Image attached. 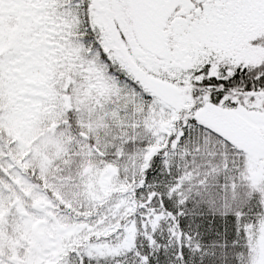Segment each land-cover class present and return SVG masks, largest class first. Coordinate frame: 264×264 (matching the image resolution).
Wrapping results in <instances>:
<instances>
[{
  "label": "snow or ice",
  "instance_id": "obj_1",
  "mask_svg": "<svg viewBox=\"0 0 264 264\" xmlns=\"http://www.w3.org/2000/svg\"><path fill=\"white\" fill-rule=\"evenodd\" d=\"M0 264H264V0H0Z\"/></svg>",
  "mask_w": 264,
  "mask_h": 264
}]
</instances>
